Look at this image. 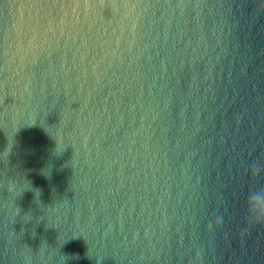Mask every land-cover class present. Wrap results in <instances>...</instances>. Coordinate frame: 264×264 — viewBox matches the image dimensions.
<instances>
[{"label": "water", "instance_id": "95a60500", "mask_svg": "<svg viewBox=\"0 0 264 264\" xmlns=\"http://www.w3.org/2000/svg\"><path fill=\"white\" fill-rule=\"evenodd\" d=\"M259 194L264 0H0V264H264Z\"/></svg>", "mask_w": 264, "mask_h": 264}, {"label": "clouds", "instance_id": "9594fccd", "mask_svg": "<svg viewBox=\"0 0 264 264\" xmlns=\"http://www.w3.org/2000/svg\"><path fill=\"white\" fill-rule=\"evenodd\" d=\"M257 170L258 169L254 166V171ZM252 200L254 201V203L251 205V207L254 211L264 209V194L256 195L252 197Z\"/></svg>", "mask_w": 264, "mask_h": 264}]
</instances>
